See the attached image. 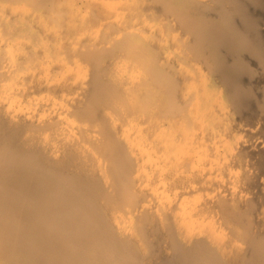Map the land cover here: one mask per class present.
I'll use <instances>...</instances> for the list:
<instances>
[{"label":"bare ground","instance_id":"bare-ground-1","mask_svg":"<svg viewBox=\"0 0 264 264\" xmlns=\"http://www.w3.org/2000/svg\"><path fill=\"white\" fill-rule=\"evenodd\" d=\"M0 264H264V0H0Z\"/></svg>","mask_w":264,"mask_h":264}]
</instances>
